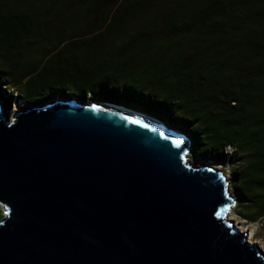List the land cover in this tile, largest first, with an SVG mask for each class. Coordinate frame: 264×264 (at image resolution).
I'll return each instance as SVG.
<instances>
[{
  "label": "water",
  "instance_id": "1",
  "mask_svg": "<svg viewBox=\"0 0 264 264\" xmlns=\"http://www.w3.org/2000/svg\"><path fill=\"white\" fill-rule=\"evenodd\" d=\"M99 102H0V264H264L186 135Z\"/></svg>",
  "mask_w": 264,
  "mask_h": 264
},
{
  "label": "trees",
  "instance_id": "2",
  "mask_svg": "<svg viewBox=\"0 0 264 264\" xmlns=\"http://www.w3.org/2000/svg\"><path fill=\"white\" fill-rule=\"evenodd\" d=\"M0 82L150 115L234 162L239 215L264 218V0H0Z\"/></svg>",
  "mask_w": 264,
  "mask_h": 264
},
{
  "label": "rangeland",
  "instance_id": "3",
  "mask_svg": "<svg viewBox=\"0 0 264 264\" xmlns=\"http://www.w3.org/2000/svg\"><path fill=\"white\" fill-rule=\"evenodd\" d=\"M72 90V89H69ZM66 94L69 95H73L76 97H80L78 94L73 93L72 91H68ZM65 92L63 91H53L51 92L48 96H45L43 98H41L40 100H38L35 103H31L30 105H42V104H47L50 103L52 101H56L58 98H66L68 95H66ZM8 96L9 99L7 98ZM0 97H1V104H5L8 100V111L7 113L9 114V119L11 118L12 114L15 111V108L20 106L23 107L25 105L24 100L22 99V96L19 95V92H14V90H11L10 87L3 85L2 82H0ZM3 97V99H2ZM86 101H91V99L89 97H84ZM6 99V100H5ZM16 103H19L20 105H17ZM3 110V109H2ZM137 113V112H136ZM139 114H144V113H139ZM144 116V115H143ZM161 125H163L161 122H159ZM164 126V125H163ZM177 131L179 134H181V132ZM182 135V134H181ZM231 151V148H225V150L223 151L226 152V154H224L226 156V158L229 156V152ZM192 152L190 145H189V149L188 152L186 154V160L195 165V166H204V165H208V166H212L213 168H216L219 172H221V174H223V176L225 177L226 181H227V190L229 195L231 196L234 204L232 206H230V220L234 223V225L239 226L240 228H242L243 230H245L248 234H250L249 237V243H253L255 244L263 253H264V218H259L257 221L255 222H249L245 219H243L240 215L239 212L240 210L238 209V205L237 202L234 198L233 195V190H232V169L234 166V162L230 163V162H226L224 164H218L214 161L208 160V159H204V158H199ZM236 159V157H235ZM3 208L0 206V218L3 216L2 214ZM248 241V240H247Z\"/></svg>",
  "mask_w": 264,
  "mask_h": 264
},
{
  "label": "bare ground",
  "instance_id": "4",
  "mask_svg": "<svg viewBox=\"0 0 264 264\" xmlns=\"http://www.w3.org/2000/svg\"><path fill=\"white\" fill-rule=\"evenodd\" d=\"M99 106L104 107V108H110V109H113V110H118V111H121V112L130 113V114H135V116H138V117H141V118H145L142 114H139V113H136V112H134V111L128 110V109H126V108H124V107H121V106H117V105H113V104H108V103H100V102H99ZM18 111H19V108L16 107L14 112H18ZM149 121L154 122V123H156V124H158V125H161V124L159 123V121H157V120H155V119H153V118H151V117L149 118ZM233 204H234V202H233ZM231 206H232V205H231ZM229 211H230V209L228 210V212H227V214H226V217H227V218L230 217V213H229ZM230 212H231V211H230ZM229 219H230V218H229ZM233 226L237 229V231H239V232L243 231L242 228H240V227L237 226V225L235 226L234 223H233ZM249 235H250V234L247 233V240H248V242H249V237H248Z\"/></svg>",
  "mask_w": 264,
  "mask_h": 264
}]
</instances>
